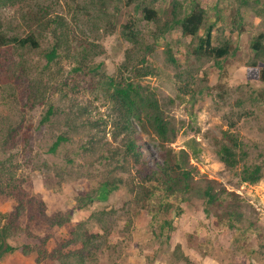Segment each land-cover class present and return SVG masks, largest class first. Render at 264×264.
<instances>
[{
  "label": "rangeland",
  "instance_id": "obj_1",
  "mask_svg": "<svg viewBox=\"0 0 264 264\" xmlns=\"http://www.w3.org/2000/svg\"><path fill=\"white\" fill-rule=\"evenodd\" d=\"M192 3L205 11L197 36L214 23L211 45L227 44L228 54L215 58L197 52L196 37L182 35L177 26L164 29L174 8L180 15ZM146 6L154 9V19L144 17ZM57 18L69 31V44L47 63L44 54L55 41L51 19ZM263 19L264 0L248 5L241 0H0V34L19 38L33 33L38 42L37 48L0 45V132L9 122L20 124L19 135L0 158L8 159L12 183L26 195L18 204L0 194V212L19 211L14 219L25 232H19L18 242L44 240L46 251L38 259L34 252L16 250L0 264H58L52 252L78 247L71 242L77 228L95 235L93 242L103 241L87 264H264V81L258 77L264 55L250 49L251 39L264 29ZM112 75L129 76L156 99L173 134L162 141L152 131L139 130L133 120L139 161L121 173L127 184L105 195L98 190L102 176L117 174L109 158L95 161L100 148L96 155L85 154L77 136L51 155L52 134L63 124L51 130L39 120L49 102L65 110L77 103L85 109L82 119L96 124L108 148L119 146L117 106L100 86V77ZM224 132L241 142V161L233 168L225 167L215 151ZM162 147L187 153L192 184L186 201L181 194L170 198L181 214L160 213L152 224L140 205L148 190L161 189L155 173ZM242 163L259 165L261 179L241 181ZM8 177L0 176V182ZM206 181L224 189V201L238 202L242 219L232 229L222 224L227 212L221 205L212 206L217 216H205L197 189ZM91 191L97 196L79 208L77 198ZM60 215L68 221L51 225ZM163 220L171 228L165 224L159 233L156 225Z\"/></svg>",
  "mask_w": 264,
  "mask_h": 264
},
{
  "label": "trees",
  "instance_id": "obj_2",
  "mask_svg": "<svg viewBox=\"0 0 264 264\" xmlns=\"http://www.w3.org/2000/svg\"><path fill=\"white\" fill-rule=\"evenodd\" d=\"M256 3L257 0H254ZM242 5H248L249 0H241ZM144 17L148 20L154 19L155 11L152 8H143ZM259 15L261 12L259 11ZM48 20V19H46ZM55 25L52 27L51 32L55 39L52 47L44 54L46 62L50 63L56 56L58 51L64 49L69 44V35L67 28L63 27V21L61 18L51 19ZM205 20V11L197 3H192L186 8L180 15L176 13V9L172 10V19L168 23H165L164 29H170L171 27H178L182 35H188L196 37V51L206 55H213L215 58L223 57L228 54L229 49L227 44L221 46L211 45L212 41V26L214 23L208 24L205 28L202 36H197L198 31L203 25ZM264 20V19H263ZM47 24H51L47 21ZM6 43H15L20 47L37 48L38 42L34 37L33 33L27 34L24 37H5L0 34V45ZM148 47V45H145ZM250 49L255 53L256 56L264 55V29L259 31L250 42ZM146 52H150V48L145 49ZM170 61H174L171 54H168ZM145 61L144 56L141 57L140 62ZM255 65V64H254ZM79 70L80 66L75 67ZM91 70V69H90ZM138 73V71H137ZM145 73L142 71L141 74ZM121 73L118 74L120 77ZM116 75L100 77V86H102L107 93L108 98L113 104L117 106L118 110V121L116 124L117 135L122 134L119 146L115 145V148H108V142L94 127L96 124L92 121L82 119V115L85 113L84 107H80L77 103L72 104L67 110L64 108H58L53 103H47V108L44 115L39 120L40 123H49L50 129L57 122L56 125L62 123V130L58 133L52 134L53 140L50 143L47 152L51 155L56 154L58 149L63 147L66 143L72 142L75 136L83 139L82 152H88L96 155V150L100 148V154L96 156L95 161L98 158H109L108 164H113L111 169L116 170L115 173L108 171V176L103 175L102 180L99 184L98 190L103 191L105 195L117 190L119 187L127 184V180L121 173L132 164L138 163L140 152L137 149L136 139H139L138 135H135L134 129L132 128V121L136 120L139 125V130L142 132L152 131L162 141H167L168 134L172 133L173 129L169 127V123L166 120L164 111L161 109L156 99L152 98L150 94L143 93L140 90V86L129 80V76L118 78ZM258 77L261 81H264V68H261L258 72ZM62 116L63 119L58 121L56 117ZM20 124L17 122L11 123L3 128L0 132V155L4 153V150L10 142L15 141L14 136H18V129ZM60 128V127H58ZM98 128V127H96ZM73 134V136L71 135ZM240 141L237 137L230 135L228 132L223 133V139L216 145V154L219 160L225 167L233 168L240 163L241 158L238 155L237 149L241 147ZM162 163L159 165L158 171L155 173L156 179L159 180L161 189L148 190L145 193V199L142 200L140 207L149 216L150 223L154 224L157 220V215L164 212L172 211L176 215L181 214L180 206L178 202H171L170 198L176 197L175 194H181V201H186L185 193L191 190L192 181L189 179L192 177L191 171L193 167L188 164L187 153L184 150H180L177 153L173 152L170 148L162 147ZM85 153V154H86ZM104 153H106L104 155ZM8 159L0 158V176H10L7 178L5 183L0 182V194L7 195L12 198H16L18 204L21 202V196H26L21 192V186L13 184V175L9 167L7 166ZM67 163H71L72 160L67 158ZM93 162V160H92ZM68 171V170H66ZM65 171V172H66ZM63 170L60 172L63 174ZM262 177L261 167L257 164L248 166L242 163V170L240 174V180L247 183H255ZM1 181V180H0ZM212 181H206L202 188H198V193L202 204L204 206L203 212L205 216H217L218 213L212 210V206L217 205L225 209L226 217L223 220V225L227 226L228 229H232L237 222L242 219V213L238 208V202L224 201L222 198L223 188H219ZM129 186H133L130 184ZM133 190V189H132ZM97 191V190H96ZM160 191V194H157ZM95 191L88 192L85 197H78V207L84 208L86 205L94 200ZM156 194L158 199L155 200ZM101 196V195H100ZM178 200V198H177ZM180 202V201H179ZM226 203V205H224ZM17 208V207H16ZM19 211H16L13 215L10 213L0 212V260L8 253L16 250H20L23 254H30L34 252L37 258H43L46 255L44 250V240L36 242L34 245H25L18 242L17 236L19 232H25V229L15 222V217ZM68 221V217L57 216L51 221V225L61 226ZM159 223V224H158ZM157 231L162 232L164 225H168L171 228V224L165 220L157 222ZM28 235L30 233L27 232ZM95 235L88 236L86 232H80L74 230L72 232L71 242L78 244L74 250H70L67 253H62L61 250L52 252V256L56 258L58 264H87V260H91L96 255L97 250L102 249L103 241L93 242ZM168 237V236H167ZM39 256V257H38ZM89 264V263H88ZM248 264H251L249 262Z\"/></svg>",
  "mask_w": 264,
  "mask_h": 264
}]
</instances>
